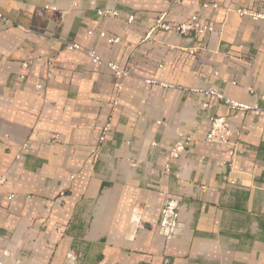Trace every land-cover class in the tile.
Masks as SVG:
<instances>
[{"label": "crops", "instance_id": "1", "mask_svg": "<svg viewBox=\"0 0 264 264\" xmlns=\"http://www.w3.org/2000/svg\"><path fill=\"white\" fill-rule=\"evenodd\" d=\"M215 116L240 153L205 139ZM0 264H264V0H0Z\"/></svg>", "mask_w": 264, "mask_h": 264}, {"label": "built area", "instance_id": "2", "mask_svg": "<svg viewBox=\"0 0 264 264\" xmlns=\"http://www.w3.org/2000/svg\"><path fill=\"white\" fill-rule=\"evenodd\" d=\"M181 0H174L175 3H179ZM217 3L216 2H205L203 4H201L202 7L204 8H208V7H213L216 8L217 7ZM49 7V8H48ZM47 9H52L54 10L55 7L52 6H47ZM236 12L240 15V16H244V15H250L251 17H253L254 19H257L259 17H261L262 15L254 12L251 9L248 8H237ZM97 14L98 15H102V16H117L118 15V11L115 9H97ZM164 14H161L156 22H155V26L154 28H161L163 30L166 31H172L174 33L180 34V35H191V36H199L201 34H204L205 32H212L214 30L213 25H211L210 23H206V22H202L197 14H193L190 17V20L187 22H183V23H179V24H171V23H167L164 21ZM131 20V18H130ZM152 28L148 33H147V37H149L151 31L154 29ZM105 33L101 32L100 36L105 37ZM53 39L55 40H60L63 41V43L66 45L67 48L71 49V50H83L80 45L78 43L75 42H69V41H64L61 40L57 37H53ZM108 42L110 43H116L118 41H120L119 37H113V38H108L107 39ZM86 54L88 55V57L91 59V61L96 64V65H104L107 66L108 68H110L114 74L118 77L120 76H125L129 73V71L127 70V68L120 66L119 64L113 63V62H106L103 61L102 58L96 54L93 51H86ZM23 67H27L26 63L22 64ZM23 77V76H22ZM37 88H42V85L38 84L36 85ZM116 88L117 91H120L121 89V85L120 83H116ZM211 94H215L216 96H218L219 98H223V96L219 93H217L214 90H210ZM225 102L228 103L229 107L231 109H250L253 108L255 109L256 112H259V109L255 106H249L247 104H243V103H239L236 101H233L229 98H224ZM109 123H107L101 130L99 139H98V146H96V148H94L92 150V152L94 154H96L97 149L99 148L100 144L103 143L104 139H105V135L109 130ZM180 136L182 137L183 140H180L176 143V145H174L170 151H169V157L171 158H177L180 156L182 150H185L189 147L190 143L193 141L191 136H186L183 134H180ZM232 129L230 128L227 120L225 117H221V116H215V117H211L210 118V128L208 130V132L205 135V139L207 141H219V142H223V143H229L231 144L233 147L229 150V155L230 156H234L236 153H240V142L238 139H234L232 140ZM53 139H58V136H53ZM229 166H231V162L228 163ZM166 169H168V165H166ZM176 202L173 200H167L165 203V206L163 208L162 211V223L161 225L163 227L169 228V230H172L174 227V219H175V215H176Z\"/></svg>", "mask_w": 264, "mask_h": 264}]
</instances>
